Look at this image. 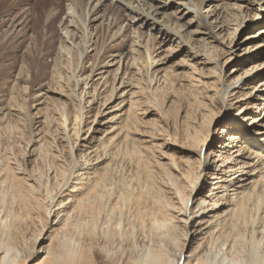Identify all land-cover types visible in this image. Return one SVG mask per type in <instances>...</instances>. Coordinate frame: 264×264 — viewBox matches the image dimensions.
<instances>
[{"label": "bare ground", "instance_id": "bare-ground-1", "mask_svg": "<svg viewBox=\"0 0 264 264\" xmlns=\"http://www.w3.org/2000/svg\"><path fill=\"white\" fill-rule=\"evenodd\" d=\"M91 1L88 0L84 5L83 0H71L70 11L62 26L63 34L60 33L62 37L58 55L66 60L62 63L68 66L65 70L73 69L71 77L67 76L66 79L71 82L73 78L75 84L79 83L76 70L83 55L86 53L88 56L90 48L94 47L92 51H95V57L88 75L90 77L95 68L98 70L108 66L105 59L111 46L105 41L106 33H109V38H114L124 29V21H120L122 17L118 14L109 25H100L97 32L99 44L95 42L91 44L93 33H90V24L94 22L99 14V7L105 0H93L89 7ZM127 2L128 7L124 11L132 20L129 26H134L133 31L136 34L134 43L137 47L142 45V52L138 48L136 51L139 54H136L132 46L130 51L120 54V65L117 70L121 69V57L128 55L134 75H141L143 70L141 62H145L149 73L158 63L154 57L152 40L160 39L161 44H169V47L175 44L177 48H186L193 64L201 66V70L198 69L200 75L209 67H212V73L217 75L212 84H218L223 88L222 103L225 112L222 113L229 112L236 106V100L239 99L237 94L240 93L238 89H244L251 80L249 78L264 70V62L256 64L249 71L246 70L242 77H233L238 69H234L230 77L223 69L225 68L223 59L230 61L234 56L240 57L249 52L244 50L243 54H238L242 47V43L238 42V34L251 15L256 18L261 16L259 11L264 10V0H127ZM210 3L216 4L209 8L216 12L211 18L209 11H204L205 6ZM172 8L175 10L168 12ZM217 8L219 9L216 11ZM195 23L198 27L194 29ZM111 25H114L113 29L117 25L119 27L112 32ZM259 33L264 34V28H261ZM76 45L79 46L78 49ZM258 48L260 47L254 49ZM143 55L145 61H141ZM97 60L100 62L95 66ZM195 70L197 71L196 68ZM218 70L221 72L218 73ZM127 74L128 70H125L118 87L116 75L111 89L104 96L103 93H98L96 97L97 88H94L93 92L84 88L79 95L80 104L77 106L72 102L75 105L73 107L76 114L75 123L68 120L65 111L61 117L59 116L58 123L61 129L59 133L66 142L71 158L69 170L61 164L59 151L57 147L54 148L57 137L40 141L36 149L37 160L44 162L45 172L51 178V185L42 182L38 184L37 175L29 173L25 165L16 164L9 155L4 154L1 157L0 264H96L97 250L107 257L105 264L245 263L241 244V237L244 236L241 232L244 231L242 227L255 224L258 210L264 200V145H260L255 136L257 133L261 134V129L246 130V125L236 123L238 125L222 128L220 131L222 136L216 137L218 141L211 144L212 138L217 134V122L222 116L214 114L213 109L209 107L202 108L195 94L193 108L199 112V119L194 126L185 125L186 134L183 140L186 143L184 148L190 146L188 151L190 150L191 154L196 152L198 158L193 160L191 158L193 155H190L182 167H176L175 171L178 174L167 170L166 182L177 199V202H173L167 190L161 185L164 182H160V178L158 180L155 175L152 154L147 150L148 146L146 144L143 146V142H149L154 146L153 138L147 140L140 137L134 140L129 136V133L136 132L137 129V117L132 112L136 100L127 93L120 105L107 107L120 92L121 96L124 95L123 90L133 85L126 80ZM261 77L263 79L259 85L253 87L252 97L264 101V71L258 78ZM168 78L169 74L166 73L164 82ZM106 84L107 82L103 83V86ZM85 85H88V82ZM89 94L93 96L84 99V96ZM96 98L100 104L94 122L98 121L99 116H108L101 123V127L95 129L93 126L90 127V132L93 130L94 135L88 138V135L82 134V125L85 123V110L92 107ZM213 99L211 95L210 103L217 107L213 104ZM255 107L256 105L254 109ZM262 108L264 113V102ZM91 112L90 109L87 113ZM53 120L50 116H45L38 123L53 128L55 127ZM260 120L254 117L248 126ZM112 122L119 127L116 126L111 131ZM57 131L59 127L51 130L53 135ZM234 131L243 133L238 135L233 133ZM75 135L77 138L73 139ZM221 139L226 142L219 144ZM83 146L81 157L85 159L86 165L78 169L75 149L81 150ZM119 160L129 162L131 168L121 176L119 184H116L117 181L112 180V175L117 171L116 163ZM110 169L111 202L104 194L109 184ZM209 179L212 180L211 194L205 196L212 199L208 201L205 197L198 198V195L202 187L209 184ZM75 192L79 193L78 198L70 201L71 206L66 205L68 207L61 210L65 201L60 198ZM55 206L60 207L56 217L62 212L64 214L48 237L49 244L42 251L44 256L33 263L32 260L41 252L35 248L37 242L43 239L41 236L44 231V226H40L36 219L49 223L54 212L52 208ZM110 214L111 234L105 235V238L111 239V247L107 243L110 240L98 245L96 233L100 228L99 219L102 215L108 218ZM32 224L36 229L34 242L29 246L24 235ZM134 227L142 238L143 252L138 256L127 254L131 244V229ZM23 242L26 243L25 246ZM257 264H264V258L260 262L258 260Z\"/></svg>", "mask_w": 264, "mask_h": 264}, {"label": "rangeland", "instance_id": "rangeland-1", "mask_svg": "<svg viewBox=\"0 0 264 264\" xmlns=\"http://www.w3.org/2000/svg\"><path fill=\"white\" fill-rule=\"evenodd\" d=\"M87 1L83 0L82 3L85 5ZM92 1L89 7L92 5ZM70 2L71 0H0V159L4 154L9 155L16 164L25 165L29 173L37 175L38 184L42 182L51 185V178L45 172L44 162L37 160L36 149L39 147L40 141L42 139L51 140V137L54 138L56 136L58 140L54 144V148L57 147L56 149L59 151L62 160L61 164L66 170H69L71 158L66 142L62 139V134L59 133L61 129L58 119L63 114V111H65L64 113L69 117L68 120L75 123L76 114L73 107L80 104L79 95L83 89L86 88V91H94V88H97L96 97L98 93H103L102 96H104L111 89V84L116 75H118L116 85L117 87L119 86L120 78L125 70H128V74L125 76L126 80L133 85L123 90L125 91L124 95L121 96L122 92H120L119 96L117 95V98L115 97L107 107L120 105L122 100L127 96V93H129V97L136 100L132 112L137 117V129L136 132L129 133V136L134 140H138L140 137L147 138V140L153 138L154 146H151L152 144L149 142H143V146L145 144L148 146L147 150L152 154L151 161L152 165H154L153 170L155 171V175H157L158 180L160 178V182H164L161 185L167 190L168 196L171 197L173 202H177V199L174 198L171 193L172 190L166 182V172L170 171L178 174L175 171L176 167H182L190 155H193L191 157L193 160L198 158L196 152H192L193 154H191L190 150L188 151V148H191L190 146L187 145V148H184L186 147V143L183 140L186 134L184 131L185 125L194 126L199 119V112L193 108L196 98L195 94H197L196 100L199 101L202 108L207 109L209 107V109H213L214 114L222 116L217 122V134L212 138L211 144L218 141V138L222 136L220 134L222 128L227 129V126L242 123L248 127L245 128L246 130H257L260 128L261 134L257 133V135H253L256 136L260 145H264V113L262 108L264 101L255 100L252 97L253 87L258 86L263 79L262 77H258L264 70L249 78L252 81L249 80V84L244 89H238L240 93L237 94L239 99L236 100V106L229 112L226 111V113H222L225 112L224 104L222 103L224 102L222 98L223 88L218 84H212L217 75L212 73V67L205 68L204 74L200 75L198 69L201 66L193 64V61L188 56L189 51L186 48L178 47L180 48L178 49L175 44L169 47V44H161L160 39L152 40L154 57H156L158 63L149 73L145 62H141L143 66L141 77L134 75L132 73L133 66L128 55L121 57V69L117 70L120 65V54L130 51L132 46H134L136 54H139L136 51L138 48L142 52V45L141 47H137L134 43L136 40V34L133 31L134 26H129L132 20H130V16L126 15L127 13L124 11L128 7L127 0H105L103 5L99 7V14L94 22L90 24V33H93L92 44L99 42L97 32L100 29V25H109L110 21L112 22L117 18L118 14L122 17L120 21H124V29L120 35L118 34L114 38H109V33H106L105 41L107 45L111 46L110 52L106 55L105 59V63H108V66L98 70L95 68V72L88 77L95 57V51H92L94 47H91L88 52L89 55L86 56L85 53L79 60L76 70L79 83L75 84V81H72L73 78L71 82H69L70 80L67 81L66 77H71L72 68L65 70L68 66L66 67L62 64L66 60L59 57L58 49L61 41L60 38L62 37L60 35L62 33V26L66 22L67 14L70 11ZM214 5L216 4L210 3L204 9L205 12L209 11L210 18L216 13L213 12V9H209ZM172 10L175 9L172 8L168 12ZM259 13L261 16L258 18L251 15L238 34V42L242 43V47L239 52L237 49L235 51L239 55L243 54L244 50L249 52L240 57L234 56L230 61L223 59V63H225V68L223 69L228 77L231 76L234 69H238L239 71L233 77H242L245 75L246 70L249 71L256 64L260 65L264 62V34L259 33V30L264 28V10L259 11ZM233 26L231 25V27ZM113 27L114 25H111L112 32L119 25L114 29ZM196 27H198L197 23H195L193 28L195 29ZM142 31H145V29H142ZM152 34L155 36L154 33ZM222 36H224V33ZM214 44L218 45V43ZM78 47L76 45V49ZM220 47H223V45H220ZM257 47L260 48L255 50L254 48ZM141 59V61H145V55ZM99 62L97 60L95 66ZM56 72L60 75L58 76ZM219 72L221 71L218 70ZM166 73L169 74V78L164 82ZM61 75L65 77L60 78ZM59 79L61 80L59 81ZM86 82H88V85H85ZM105 82L107 84L103 86ZM157 87L158 91L155 89ZM121 89L122 87L119 88V91ZM92 94L84 96V99H89L94 95ZM211 95L214 98L213 104L217 107L211 105L209 100ZM97 101L98 99L96 98L93 101L92 107L85 110V123L82 125V134L83 136L88 135V138L94 135L93 130L90 132V127L93 126L94 129L101 127V123L108 116H99L98 121L94 122L98 105L100 104ZM254 105H256L255 109ZM245 107L247 108L245 109ZM90 109L92 112L87 113ZM45 116H50L54 119L55 124L53 126L55 127L52 128L38 123ZM254 117H258L261 120L252 126H248ZM117 125L112 122L111 131ZM58 127L59 131L53 135L51 130H56ZM233 133L242 135L243 132L234 131ZM76 136L73 139H76ZM221 142H226V140L221 139L219 144ZM82 150L84 151V146L81 147V150L75 149L78 169H82L86 165L85 159L81 157ZM116 165L118 168L113 173L112 180L117 181L116 184H119L121 176L131 168V165L129 162L123 160L117 161ZM110 173L111 169L108 176L109 184L104 194L111 202V188H109L111 187ZM211 184L212 180L209 179V184L202 187L198 198L205 197L208 201L212 199V197L207 198L205 196L211 194ZM65 195L63 196L64 198H60V200L64 199L65 201L61 210L71 206L70 201L72 200L73 202L77 199L79 193H71L70 196H68L69 194ZM260 206L255 224L246 228L242 227L244 231L241 232L244 236L241 237V244L244 249L243 255H245V263L243 264H250L251 262H253L251 264H257L258 260L260 262L264 258V200ZM58 208L60 207L55 206L52 208L54 212L49 223L39 218L36 219L40 226H44V231L41 236L43 239L37 242L35 248L36 251L41 252L32 260L33 263L44 256V252L42 251L49 244L48 237L64 214L62 212L58 215L59 217H56L55 215L60 212ZM99 227V232L96 233V237L98 238L97 244L103 245L107 240H110L107 243L111 247V239L107 238L106 240L105 238V235L110 236L111 234V214L108 218L102 215L99 219ZM35 229L36 227L33 224L30 225L25 233L26 235H24L25 241L29 246L34 242ZM131 232V244L127 250V254L138 256V254L140 255L143 252V246L141 245L142 238L136 227L132 228ZM26 243L23 242V245L25 246ZM96 252L95 263L105 264L107 259L105 254L100 250Z\"/></svg>", "mask_w": 264, "mask_h": 264}]
</instances>
